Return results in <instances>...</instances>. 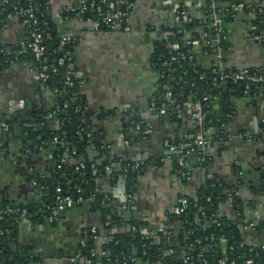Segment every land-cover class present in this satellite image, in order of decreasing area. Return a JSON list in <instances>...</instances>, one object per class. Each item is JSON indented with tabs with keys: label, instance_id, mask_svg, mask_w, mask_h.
I'll use <instances>...</instances> for the list:
<instances>
[{
	"label": "crops",
	"instance_id": "obj_1",
	"mask_svg": "<svg viewBox=\"0 0 264 264\" xmlns=\"http://www.w3.org/2000/svg\"><path fill=\"white\" fill-rule=\"evenodd\" d=\"M42 1L46 2V15L65 36L75 40L72 57L82 77L81 92L87 108L98 116L93 119V129L99 130L96 142L87 147L82 158L92 175L95 194L110 201L109 205L130 210V221L147 222V231L163 230L168 212L181 195L194 196L204 182L221 177L227 183L237 184L233 193L242 205L241 211L235 210L232 194L227 193L229 197L219 204L218 214L228 218L238 216L248 227L252 220L264 221V198L249 187L264 166V142L259 137L264 133V90L253 97L245 93L231 96L225 114H218L224 122L227 143L209 146L203 163L204 158L197 152L184 151L183 145L198 134L191 108L181 110L173 122L165 113L150 108L159 86L152 65L153 52L164 42L171 44L172 30L178 29L172 26L175 22L169 6L163 0H131L126 4L129 5L126 23L130 29L108 30L94 20L79 19L72 12L83 0ZM187 1L189 16L198 17L203 0ZM241 1L250 3L254 9L239 10L224 21L228 48L223 62L234 70L264 66L262 33L251 31L255 20L264 27V0ZM225 2L226 5L229 0ZM4 4L0 0V205L5 202L17 211L19 206L34 204L40 197L30 174L49 176L56 162L51 151L28 139L18 127H4L2 119L10 112L11 101L24 99L28 112L38 106H49L52 95L38 91L37 72L27 47L28 30L16 14L4 13ZM252 35H259V39ZM200 61L205 67L215 62L212 55H201ZM106 112L113 113L104 115ZM122 114L143 118L151 132L137 135L131 130L125 135ZM50 116L49 113L45 118L48 120ZM166 143L175 150H169ZM121 157L142 166L132 195L125 193L122 179L117 184L113 182L111 164ZM176 163L185 171H179ZM244 174L246 182L238 183L236 178ZM123 194L127 203L124 209L120 200ZM99 222L98 212L86 200L61 212L54 223L21 215L10 226L8 256L26 250L29 258L24 264H78L83 236L88 227L91 232ZM246 235L252 243L264 242V230L261 233L251 230ZM102 241L96 239L97 248Z\"/></svg>",
	"mask_w": 264,
	"mask_h": 264
},
{
	"label": "trees",
	"instance_id": "obj_2",
	"mask_svg": "<svg viewBox=\"0 0 264 264\" xmlns=\"http://www.w3.org/2000/svg\"><path fill=\"white\" fill-rule=\"evenodd\" d=\"M83 1L88 4L93 1L95 5L101 3L100 0ZM115 1L105 0L102 7L106 8L107 4ZM121 1H124L126 7L127 2L131 0ZM213 1L219 7H225L222 6L225 5V0ZM211 2L212 0H203L198 17L184 22L178 29H171L173 34L171 43H179V49H171V45L164 42L158 45L153 52L152 65L158 74L159 82L153 99L157 106L163 102H169L170 99H175L176 104L165 112L166 118L171 122L175 121L178 113L186 107L185 103L200 100L206 113L203 122L204 129L208 130L205 134L206 138L211 142L210 146L216 144L223 146L227 143V135L222 126L223 119L221 116L218 117V114H225L231 96L244 94L246 82L239 79L234 81L230 77L220 80L221 74L213 70L215 63L208 67L203 66L200 61L201 55H213V50L205 46L202 41L197 49L184 44L185 38L200 39L202 33H207V40L212 38L207 25L210 22L209 15L212 11ZM28 3L34 6L37 21L35 26L45 31L43 44L46 47L42 62H35L31 55L30 59L37 73L40 71V66H46L45 72L48 77L45 81L38 79L37 88L38 91L49 92L52 95V103L47 107L38 106L28 112L24 108L7 112L2 120L10 127H18L28 139L51 151L56 167L49 176H40L35 172L30 174L40 194L34 204L19 206L16 211L13 206L5 202L1 203L0 230L3 234L0 235V258L3 264H24L29 258V252L26 250L15 253L11 258L8 256L6 243L12 222L21 215L33 220L38 218L48 220L58 200L57 197L66 195L71 196L75 201L74 206L81 205L85 200L90 201L91 206L100 216V222L94 227L95 231L90 232L91 227H88V231L83 236L84 244L80 247L81 262L79 261L78 264H181L185 255L190 256L195 264H202V260H205L206 264H231L232 261L234 264H244L248 258L253 259V264H264V248H262L264 242L252 243L246 235L251 230L261 233L264 230V221L260 219L250 221L254 223L251 228L238 216L228 218L220 216L217 212L221 201L229 197L227 193L232 194L230 197L235 210L241 211L242 203L233 193L237 187L236 183L230 184L223 178L217 177L199 186L194 196L181 195L180 197L187 199V204L180 214L168 212L167 231L171 235L168 239L163 230L149 229L146 237L141 232V228L148 227V224L143 220L133 219L129 225H126L123 218L124 210L113 203L109 205L110 201L103 200L102 196L94 193L92 175L88 164L82 158L87 147L96 142L95 138L99 130L93 129V119L97 115L87 108L81 92L82 77L78 75V68L72 57L75 40L67 36V40L60 46L65 34L46 15V2L42 0H6L4 13H13L14 7H25ZM80 6L72 12L76 14ZM124 6L120 4L119 8L122 9ZM220 15L225 21L230 18L231 12L223 10ZM81 16L83 20H95L96 18L92 9L83 12ZM125 23L126 20H123V24ZM252 24L256 27L255 32L262 33L260 36L264 39V27L261 22L255 20ZM220 45L226 53L228 41L224 40ZM180 54L185 57L182 58ZM1 56L0 52V60H2ZM62 57L63 61L60 62L59 59ZM163 60H169L170 64L162 67ZM231 70V72L236 71ZM248 70L250 74H264V66ZM227 71L228 69L225 68V72ZM165 83L171 86L172 96L170 98L166 96L163 88ZM263 90L264 80L250 83L246 96L259 95ZM49 113L51 116L47 120L45 117ZM111 113L113 112H106L104 115ZM126 115L120 116L124 127L123 133L126 135L132 130L140 135L141 132L135 129L136 125L140 123L141 127H144L148 123L139 116L129 114L125 120ZM49 120L55 125L51 126ZM212 130L213 133H211ZM54 136H58L60 141L54 142ZM259 137L264 142L263 132L259 134ZM201 157L205 160L203 163H206V151ZM115 161L116 165L111 166L113 182L117 184L118 180L122 179L125 184V193L132 195L135 183L142 172V166L139 163L138 168H134L135 162L123 157ZM79 163L85 165L82 172L77 169ZM176 168L179 171H185L177 163ZM244 176L246 174L238 176L236 181L245 183ZM249 184L252 192L264 198V166L259 171L257 180ZM57 188L60 191H56ZM80 197L83 199L82 202L76 203ZM88 197H91L90 200ZM9 207L12 211L6 214L5 210ZM23 210L25 214L22 213ZM97 238L103 239L99 248L96 246ZM164 241L168 243L167 247L173 249L171 254L166 253L163 248ZM131 257L136 259L135 263L129 262ZM220 260L222 263H219Z\"/></svg>",
	"mask_w": 264,
	"mask_h": 264
},
{
	"label": "built area",
	"instance_id": "obj_3",
	"mask_svg": "<svg viewBox=\"0 0 264 264\" xmlns=\"http://www.w3.org/2000/svg\"><path fill=\"white\" fill-rule=\"evenodd\" d=\"M6 2V0H3ZM166 5L169 6V10L172 15V19L175 23L179 24L182 26L184 22H189L192 17L189 16V13L187 12V8L189 7L188 1L187 0H163ZM100 4L95 5L93 1L89 2V4L86 2H82L79 10L76 12V15L79 17V19H82L81 14L88 9H92L95 13V20L94 22L97 23L99 26H102L105 29L108 30H116V29H123V30H129V26L127 23L123 24V20H127L128 12H127V7L124 6V1L121 0H116L114 3H109L106 5V8L102 7V3H105V0H100ZM212 11L210 13V22L207 24L210 32L212 33V38L207 40V33H202L200 36V39L197 38H185L184 39V44H188L193 47V49H197L198 46L200 45V41H202L205 46H208L213 50V58L215 60V67L213 70L220 75V80H223L226 77H230L232 80H245L246 82V87L244 90V93L246 94L249 90V84L250 83H256L264 80V74L256 75V74H250L248 69H242V70H236L235 72H231V68H227L224 66L223 62V56H224V51L223 47H221V42L224 40H227V35L225 31V25L224 21L220 15V12L225 10L228 11L230 10L231 16L234 15L239 10H252L253 5H251L248 2H244L241 0H230L225 7H219L215 4V1L212 0ZM122 4L124 7L122 9L119 8V5ZM14 14H16L23 22V24L26 26L28 30V35H29V40H28V51L30 55L33 57L34 61L37 63L42 62V59L45 55L46 52V47L43 44V39L45 37V31L44 29H41L35 24L37 23L35 19V14H34V6L32 3H28L27 6L25 7H14ZM45 24V22L43 23ZM180 26V27H181ZM178 27V28H180ZM256 30L255 26H251V31ZM254 39H259V35H252ZM67 40V36H63L60 42V46L63 45V43ZM171 49H179L180 44L179 43H171ZM228 46L226 47L227 50ZM225 50V51H226ZM182 58L185 56L183 54H180ZM60 62L63 61V57L59 59ZM170 64L169 60H163L162 61V67H166L167 65ZM225 68L228 69L227 72H225ZM46 71V66L42 65L40 66V71L37 73V78L39 80L45 81L46 78L48 77ZM163 88L166 91V96L170 98L172 96L171 93V86L168 83L163 84ZM24 99L19 98L15 101H11L9 111L13 112L18 109H23L24 108ZM175 99H170L169 102L161 103L160 106H157L155 103L154 99H151L150 103V108L153 112H158V113H165L166 110L174 106ZM186 107H190L193 113V118L195 121V125L198 129V134L196 137H194L191 141L186 142L184 146V151L185 153L188 152H197L199 155H203V153L209 148L211 142L206 138V133L208 132L207 129H204L203 127V122L206 116V113L203 110L201 101L198 100L194 103H185ZM129 116L126 115L124 119L126 120ZM3 126L7 127L8 125L6 124L5 121H3ZM136 130H139L141 134H149L151 132V129L148 125L141 127L140 123L136 125L135 127ZM54 142H58L59 137L54 136L53 137ZM169 150H175V147L172 144L166 143ZM75 151L73 150V153ZM181 157V156H180ZM180 164H182V158L179 160ZM116 165V163L111 164ZM139 164L135 163L133 165L134 168H138ZM77 169L82 170L85 169L84 163H79L77 166ZM32 183L35 184V181L31 179ZM42 188V187H41ZM56 191H60L59 188L56 189ZM57 202L55 206L53 207L50 215L48 216V221L49 222H54L57 220L58 215L63 212V211H68L71 208L74 207L75 201L72 199L71 196H63L57 197ZM82 201L81 198H78L76 200V203H80ZM187 204V199L185 197H179L176 204L174 205L172 212L174 214H180L183 212L185 205ZM126 196L125 200L123 202L122 209L126 207ZM12 209H6V213H10ZM23 214H25V211H22ZM254 223H249V227H253ZM95 229H92L91 232H94ZM164 235L166 239L170 238V232L167 231V226L165 229H163ZM141 232L147 237L148 236V231L145 227L141 228ZM3 234V232L0 230V235ZM83 245V244H82ZM264 248V246H262ZM252 250V248H250ZM166 253L171 254L173 252L172 248L167 247L165 249ZM103 254V253H102ZM129 262H136V259L134 257L129 258ZM90 263V261H88ZM202 264H206L205 260H202ZM219 263H222L220 260ZM181 264H195L194 261L190 256H184L182 258ZM231 264H234L232 261ZM244 264H253V259L248 258L244 261Z\"/></svg>",
	"mask_w": 264,
	"mask_h": 264
},
{
	"label": "water",
	"instance_id": "obj_4",
	"mask_svg": "<svg viewBox=\"0 0 264 264\" xmlns=\"http://www.w3.org/2000/svg\"><path fill=\"white\" fill-rule=\"evenodd\" d=\"M173 25H176V27H180L181 26V25H179L177 23L173 24V22H172V26ZM213 132L214 131L212 130L211 133H213ZM120 200H121V202H124V200H125V194H123L122 196H120ZM131 214H132V212L130 210H124L123 211V218H124V221L125 222H127V223L130 222ZM167 246H168V243L166 241H164L163 242V248L166 249Z\"/></svg>",
	"mask_w": 264,
	"mask_h": 264
}]
</instances>
